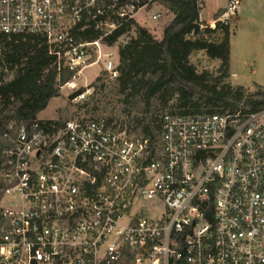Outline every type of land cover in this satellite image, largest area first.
<instances>
[{
    "label": "built area",
    "instance_id": "obj_1",
    "mask_svg": "<svg viewBox=\"0 0 264 264\" xmlns=\"http://www.w3.org/2000/svg\"><path fill=\"white\" fill-rule=\"evenodd\" d=\"M159 5L0 0V34L44 37L56 69L73 71L60 88L75 105L95 94L78 83L86 67L119 74L126 34L107 38L141 10L158 20ZM0 264H264V107L0 126Z\"/></svg>",
    "mask_w": 264,
    "mask_h": 264
},
{
    "label": "trees",
    "instance_id": "obj_2",
    "mask_svg": "<svg viewBox=\"0 0 264 264\" xmlns=\"http://www.w3.org/2000/svg\"><path fill=\"white\" fill-rule=\"evenodd\" d=\"M173 14L164 26L161 39L155 38L134 19L126 21L108 38L113 43L126 34V43L118 45L119 91L129 94L141 91L148 105L159 94L162 105L171 98L178 107H209V111L240 109L243 113L264 107V87L247 92L241 85L223 80L229 76V22L215 21L214 26L199 20L202 2L198 0H156ZM224 9L217 11L215 19ZM203 26V27H202ZM218 33L216 40L208 35ZM88 38L98 37L96 32ZM204 50L208 58L219 60L218 75L208 70L197 71L189 63L191 53ZM73 71L56 69L55 57L49 53L44 37L35 34H0V126L10 121L28 123L38 120L44 125L58 121L41 120L39 112L52 98ZM198 98L193 100V95Z\"/></svg>",
    "mask_w": 264,
    "mask_h": 264
},
{
    "label": "rangeland",
    "instance_id": "obj_3",
    "mask_svg": "<svg viewBox=\"0 0 264 264\" xmlns=\"http://www.w3.org/2000/svg\"><path fill=\"white\" fill-rule=\"evenodd\" d=\"M220 1L222 0H213L212 4L211 1H208L206 7L201 13V17L207 21L211 20L213 18L211 8L214 4H218ZM241 10L246 12L247 8H242L241 6ZM160 11L163 14L156 22H154L150 15L145 13V10H141L137 17L141 18L145 14L148 17L149 22H153L154 30L162 26L164 28V26L172 19L173 15L165 8L160 9ZM234 19L235 15L231 16L228 20L230 30L234 26ZM202 23L203 25L208 24L206 22ZM138 24L142 26L140 23ZM248 24L249 20L247 21V26H249ZM149 33L154 37L157 36L156 33ZM218 37V33H214L208 35L207 38L216 40ZM125 38L127 40V37ZM116 46L118 47V45H115V47ZM255 54L259 56V59L257 58L253 61V56ZM231 57L238 62L239 67L241 68L240 71L242 74L239 77V80L250 87L249 90L246 89L247 92L255 91V84L264 87V45H231ZM188 61L196 67L197 71L208 70L212 72L214 76L219 73L217 72L220 64L219 60L208 58L205 52H201L200 50L191 53ZM99 68L100 66L96 64L86 67L78 80L80 85L91 83L95 92L92 98L74 105L68 100V89L65 87L60 88L59 95L50 100L46 108L38 113L37 118L41 120L61 122L63 119L74 115L76 111H80L84 114L94 113L112 115L120 119H126L128 122H132L135 119H141L143 123H146L153 117V113H157L162 107L169 106L173 103V100L176 97L175 94L174 98L169 99L167 105L164 106L159 98V94H156L150 98L148 105H146L141 91L128 95V93H130L129 89H126L124 92L119 91V84L115 78H109L107 76L97 77V74H100ZM236 79L238 78H233V80ZM223 81L229 82L228 78ZM197 98L198 94H194L192 99L195 100Z\"/></svg>",
    "mask_w": 264,
    "mask_h": 264
},
{
    "label": "crops",
    "instance_id": "obj_4",
    "mask_svg": "<svg viewBox=\"0 0 264 264\" xmlns=\"http://www.w3.org/2000/svg\"><path fill=\"white\" fill-rule=\"evenodd\" d=\"M208 1H211V4L213 3V0H201L202 9L199 12V20L208 23L212 27L214 26L215 23V15L217 11H219L220 9H224L227 0H222L218 4H214L212 6L211 11L213 13L212 14L213 18L209 21L201 17V13L203 9L206 7ZM241 6L242 8H247V11L246 12L242 11ZM162 8L164 7L161 5L156 7V9L159 11ZM138 13L135 15L134 20L137 23H140L147 30H149V32L156 33L157 36H155V38L161 39L163 33V26L158 27L156 30H154L153 22L152 23L149 22L147 15L144 14V16L138 18L137 17ZM248 20H249V24H248L249 26H247ZM156 21L157 20H154V22ZM229 43H230V49H229L230 59H229L228 81L232 85H241L249 90L250 87L244 84V82H241V80H239L240 79L239 77L241 76L242 72L240 71L241 68L239 67L238 62L236 60H233L231 57V45H264V0H239L237 13L234 19V26L230 31ZM200 51L204 52V50H200ZM258 57L259 56L255 54L253 56V61H255V59H257ZM234 77H237L238 79L233 80Z\"/></svg>",
    "mask_w": 264,
    "mask_h": 264
}]
</instances>
